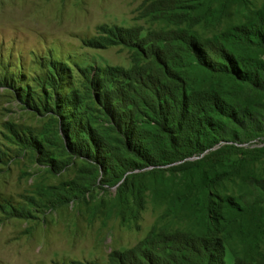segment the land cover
I'll use <instances>...</instances> for the list:
<instances>
[{"label":"rangeland","instance_id":"obj_1","mask_svg":"<svg viewBox=\"0 0 264 264\" xmlns=\"http://www.w3.org/2000/svg\"><path fill=\"white\" fill-rule=\"evenodd\" d=\"M198 2L0 0V264H147L157 255L154 264H170L183 236L218 233L209 202L242 215L245 233L221 234L226 264L230 254L264 257V132L167 165L174 152L163 133L178 113L169 102L158 107L162 91L174 98L182 86L217 85L231 105L264 119V96L202 76L166 42L176 22H195L200 40L212 39L264 0H226L193 22V4L206 0ZM191 175L214 176L208 192L192 197Z\"/></svg>","mask_w":264,"mask_h":264},{"label":"trees","instance_id":"obj_2","mask_svg":"<svg viewBox=\"0 0 264 264\" xmlns=\"http://www.w3.org/2000/svg\"><path fill=\"white\" fill-rule=\"evenodd\" d=\"M225 2L226 0H206L205 7L199 6V2L193 4V11L189 17L193 22L198 21L199 16L205 12L206 16L210 15L209 11L216 13L218 7ZM252 16L253 19H251ZM252 16L247 17L242 25L234 26L206 40H200L201 37L195 30L197 23L187 24V28H181V24L176 22L166 42L172 45L176 57H185L190 67L202 76H219L232 88L230 90L247 89V97L255 94L264 96V59L253 57L258 52L264 54V8ZM162 66L168 68L165 63ZM168 69L169 72L175 73L176 82L182 84L178 78L179 71L170 67ZM227 95L223 87L210 85L206 90H191V92L182 86L174 98L163 95V91L156 96V103L160 109L169 102L178 113L176 120L170 119L166 132L163 133L165 146L174 152L167 165L186 161L192 156H199L220 141L249 142V138L264 132V119L258 120L248 110H241L236 105H231ZM166 110L167 108L165 112ZM182 116L189 117L188 124L184 127L185 141L176 139L182 134L180 124ZM236 130L240 136L234 134ZM140 145L144 147V151H148L147 143H140ZM131 149L137 154L140 153L139 144L138 147ZM167 160L166 156L161 157V161ZM191 166L193 164L189 162L181 165L182 168ZM212 177L202 175L200 178H195L191 175V186L186 191H189L194 198L198 196V193L208 192V184ZM260 187L264 190V182ZM206 211L210 214V218L207 216L208 226L219 234L206 237L189 236V242L186 240L188 236H183L185 248L175 250L176 254L172 256H165V250H162V255L167 257L170 264H226V252L230 250L226 237L221 234L230 236V234L238 233L240 228L241 232L245 233L239 223L242 215L236 205L231 203L215 205L209 202ZM215 212L219 215L214 217L212 213ZM240 235L250 236L248 233ZM152 240L151 236L146 238L139 245L138 250L147 249ZM167 245L168 242L165 243V246ZM230 255L233 258L232 264H264L263 256L259 259L250 257L244 263L240 256ZM157 256L146 257L144 261L147 264H154Z\"/></svg>","mask_w":264,"mask_h":264},{"label":"bare ground","instance_id":"obj_3","mask_svg":"<svg viewBox=\"0 0 264 264\" xmlns=\"http://www.w3.org/2000/svg\"><path fill=\"white\" fill-rule=\"evenodd\" d=\"M7 231H8V230H7ZM7 231H6V232H7ZM4 232H5V230H4V231H1L0 235H2ZM5 234H6V233H5ZM0 238H1V237H0Z\"/></svg>","mask_w":264,"mask_h":264}]
</instances>
